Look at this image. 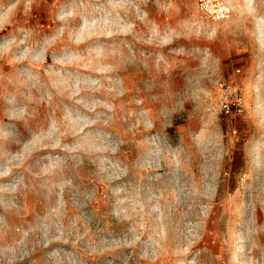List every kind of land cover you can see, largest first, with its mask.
<instances>
[{
  "label": "rangeland",
  "instance_id": "1",
  "mask_svg": "<svg viewBox=\"0 0 264 264\" xmlns=\"http://www.w3.org/2000/svg\"><path fill=\"white\" fill-rule=\"evenodd\" d=\"M0 264H264V0H0Z\"/></svg>",
  "mask_w": 264,
  "mask_h": 264
},
{
  "label": "built area",
  "instance_id": "2",
  "mask_svg": "<svg viewBox=\"0 0 264 264\" xmlns=\"http://www.w3.org/2000/svg\"><path fill=\"white\" fill-rule=\"evenodd\" d=\"M224 108H225V111H226L227 113L230 112V106H229L228 104H225V105H224Z\"/></svg>",
  "mask_w": 264,
  "mask_h": 264
}]
</instances>
